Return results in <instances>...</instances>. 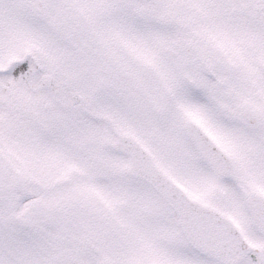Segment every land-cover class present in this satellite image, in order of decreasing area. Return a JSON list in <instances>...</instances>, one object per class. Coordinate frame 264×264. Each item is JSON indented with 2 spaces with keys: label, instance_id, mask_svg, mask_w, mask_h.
Instances as JSON below:
<instances>
[{
  "label": "snow or ice",
  "instance_id": "snow-or-ice-1",
  "mask_svg": "<svg viewBox=\"0 0 264 264\" xmlns=\"http://www.w3.org/2000/svg\"><path fill=\"white\" fill-rule=\"evenodd\" d=\"M0 264H264V0H0Z\"/></svg>",
  "mask_w": 264,
  "mask_h": 264
}]
</instances>
